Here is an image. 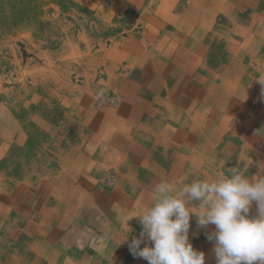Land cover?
<instances>
[{
	"label": "crops",
	"instance_id": "0c3cea01",
	"mask_svg": "<svg viewBox=\"0 0 264 264\" xmlns=\"http://www.w3.org/2000/svg\"><path fill=\"white\" fill-rule=\"evenodd\" d=\"M168 1L151 0L139 32L84 62L66 111H44L45 121L35 112L42 136L24 148L27 159L13 158L11 178L8 150L15 157L24 144L0 143V264H148L129 252L141 232L130 218L156 184L264 175V0H225L214 14L215 0L181 10ZM100 73L115 107L95 106ZM126 222L134 231L124 242ZM214 230L190 219L189 242L205 264H216L206 236Z\"/></svg>",
	"mask_w": 264,
	"mask_h": 264
},
{
	"label": "rangeland",
	"instance_id": "374dc122",
	"mask_svg": "<svg viewBox=\"0 0 264 264\" xmlns=\"http://www.w3.org/2000/svg\"><path fill=\"white\" fill-rule=\"evenodd\" d=\"M178 1V10L198 5L195 0ZM215 2L211 14L221 11L225 0ZM149 3L151 0H0V143L8 149L14 139L24 144L15 157L8 150L4 166L10 178L13 158L27 159L24 148L33 141L38 143L42 136L35 112L41 111L45 121L44 111H63L69 92L81 85L84 62L105 54L117 38L139 32L140 13L155 6ZM242 3L251 4L238 1L234 7ZM172 4L169 0L168 6ZM221 18L215 21L224 22ZM199 24L207 25L203 19ZM258 24L264 28V19ZM100 77L97 74L91 83L95 106L115 107L118 99L97 84ZM47 120L55 125L58 119ZM27 164L24 162L25 168ZM7 181L9 188L14 187L13 181Z\"/></svg>",
	"mask_w": 264,
	"mask_h": 264
},
{
	"label": "clouds",
	"instance_id": "9594fccd",
	"mask_svg": "<svg viewBox=\"0 0 264 264\" xmlns=\"http://www.w3.org/2000/svg\"><path fill=\"white\" fill-rule=\"evenodd\" d=\"M153 192L152 202L130 218L141 225L139 237L128 245L133 257L148 264H205L204 252L189 242L195 217L199 228L215 226L206 236L214 241L216 264H264V175L249 178L233 170L227 178L161 181ZM127 222L124 242L134 231Z\"/></svg>",
	"mask_w": 264,
	"mask_h": 264
},
{
	"label": "bare ground",
	"instance_id": "6f19581e",
	"mask_svg": "<svg viewBox=\"0 0 264 264\" xmlns=\"http://www.w3.org/2000/svg\"><path fill=\"white\" fill-rule=\"evenodd\" d=\"M216 6V5H215ZM216 8V7H215ZM247 40V39H246ZM188 57V56H187ZM190 60V59H189ZM192 60V59H191ZM193 61V60H192ZM242 61V60H241ZM185 62V61H184ZM192 63V62H191ZM257 101V100H256ZM262 104V103H261ZM253 108V107H252ZM223 110V109H222ZM175 113V112H174ZM202 114V113H201ZM195 118V117H194ZM199 118V117H198ZM199 122V121H198ZM197 124V123H196ZM199 127V126H198ZM201 128V127H200ZM203 128V127H202ZM205 129V128H204ZM140 131V130H139ZM188 131V130H187ZM7 132H9V131H7ZM113 135V134H112ZM14 137V136H13ZM106 137H107V135H106ZM187 137V136H186ZM189 138V137H188ZM188 138H187V140H188ZM186 139V138H185ZM193 141H195V140H193ZM115 142V141H114ZM112 144V143H111ZM81 150V149H80ZM140 152V151H139ZM140 154V153H139ZM77 157V156H76ZM78 159V158H77ZM82 159V158H81ZM83 160V159H82ZM110 160V159H109ZM108 163V162H107ZM113 163V162H112ZM85 164V163H84ZM79 164H77V166H78ZM122 165V164H121ZM126 166V165H125ZM127 167V166H126ZM128 168V167H127ZM80 170H82V169H80ZM204 170V169H203ZM153 172V171H152ZM202 172V171H201ZM79 173V172H78ZM211 173V172H210ZM79 175V174H78ZM213 175V174H212ZM81 178V177H80ZM215 179V178H214ZM76 191V190H75ZM113 199V198H112ZM75 203V202H74ZM68 207V206H67ZM72 209H73V207H72ZM107 210V209H106ZM67 212V211H66ZM108 212V211H107ZM63 214V213H62ZM65 214V213H64ZM63 214V215H64ZM55 216V215H54ZM102 217V216H101ZM124 217V216H123ZM64 220V219H63ZM57 222V221H56ZM60 222V221H59ZM68 222V221H67ZM63 223V222H62ZM61 225V224H60ZM64 226V225H63ZM64 228V227H63ZM60 229V228H59ZM65 229V228H64ZM58 233H59V231H58ZM61 233V232H60ZM60 235V234H59ZM63 235V234H62ZM64 236V235H63ZM66 237V236H65ZM60 239V238H59Z\"/></svg>",
	"mask_w": 264,
	"mask_h": 264
},
{
	"label": "built area",
	"instance_id": "2783aa9c",
	"mask_svg": "<svg viewBox=\"0 0 264 264\" xmlns=\"http://www.w3.org/2000/svg\"><path fill=\"white\" fill-rule=\"evenodd\" d=\"M113 102V101H112Z\"/></svg>",
	"mask_w": 264,
	"mask_h": 264
}]
</instances>
